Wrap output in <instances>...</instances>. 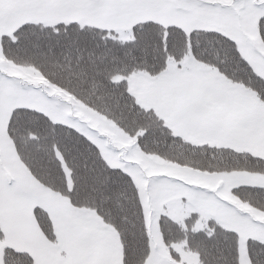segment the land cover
Wrapping results in <instances>:
<instances>
[{"label":"snow or ice","instance_id":"obj_1","mask_svg":"<svg viewBox=\"0 0 264 264\" xmlns=\"http://www.w3.org/2000/svg\"><path fill=\"white\" fill-rule=\"evenodd\" d=\"M0 47V264H165L178 205L264 264V0H0Z\"/></svg>","mask_w":264,"mask_h":264},{"label":"rangeland","instance_id":"obj_2","mask_svg":"<svg viewBox=\"0 0 264 264\" xmlns=\"http://www.w3.org/2000/svg\"><path fill=\"white\" fill-rule=\"evenodd\" d=\"M9 40L16 39L15 37L9 36ZM0 62L11 63L12 61L7 60L3 55V48L0 47ZM28 139L31 141H37L36 143L31 145L32 149H39L40 152L44 154L47 158L46 162L52 161L54 158H58V153L54 145L44 143L39 141L38 138L29 133ZM22 149L24 145L21 146ZM185 154L191 152L188 149H185ZM193 163L202 162L205 164H218L220 163L219 159H200L194 157L192 160ZM33 167H39L38 164H33ZM196 208L188 209L182 205H178L175 208L169 209L167 212L160 208L157 214L152 218L150 223L151 234H152V242L159 248L158 260L165 262V264H186V259L189 255H197V260H199V255L195 253L194 249H191L187 245V240L190 238V234L196 230H198L199 218L191 219V215L193 212H196ZM160 215H165L168 220L173 223H179L181 232L177 233L175 239H169L167 243L165 242L166 233L162 232L158 223ZM188 220L189 223L185 224L184 221ZM183 233H187L188 235H182ZM20 251H27L25 248L18 249ZM176 257H179L177 259Z\"/></svg>","mask_w":264,"mask_h":264},{"label":"trees","instance_id":"obj_3","mask_svg":"<svg viewBox=\"0 0 264 264\" xmlns=\"http://www.w3.org/2000/svg\"><path fill=\"white\" fill-rule=\"evenodd\" d=\"M138 131L140 132V134H143L144 130L143 129H139ZM188 150L192 151L190 148Z\"/></svg>","mask_w":264,"mask_h":264}]
</instances>
